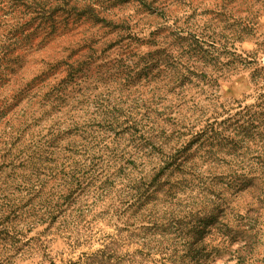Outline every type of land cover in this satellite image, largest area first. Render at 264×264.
<instances>
[{"label": "trees", "instance_id": "1", "mask_svg": "<svg viewBox=\"0 0 264 264\" xmlns=\"http://www.w3.org/2000/svg\"><path fill=\"white\" fill-rule=\"evenodd\" d=\"M67 5L66 0H0V63L17 44L15 36L28 29L30 20H42L40 30H45L48 37L53 32L56 36L79 34L93 23L88 7L77 10ZM17 11L32 16L19 25L9 24L5 20L7 15ZM111 27L115 29L109 32L112 38L91 40L75 51L69 48L70 56L65 61L48 68L58 70L52 78L58 80L57 86L49 88L47 72H43L36 77L42 83L25 85L24 103L17 98L11 105L15 111L9 113L0 106V120L4 122L0 171H10L0 183V264L10 258L7 252L21 248L23 229L30 231L43 225L49 231L55 224H75L103 198L110 200L115 215L132 210V217L140 224L136 228L141 232L139 245L147 254L164 249L162 244L172 236L171 245L176 249L171 255L164 254L160 264H210L216 255H228L236 260L232 264H245L250 252L248 242L256 234L249 223L254 210L249 206L240 214L235 202L245 194L251 199L259 196L264 171L255 178L241 174L224 182L227 180L218 170L212 150L227 139L219 131L220 123L206 121L194 134L188 128L192 136L184 141L182 136L194 114L190 111L193 106L186 108L185 113L181 107L174 110L172 106L158 111L160 105L172 99L179 106L192 100L186 99L179 62L164 63L168 76L155 83L157 88L158 84L161 86L143 103L137 98L129 100L132 105L125 112L116 107L123 105L120 95L104 96L95 90H82L79 85L61 97L64 85L81 73L86 60L90 61L97 50L104 52L113 39L119 42L123 26ZM148 68H152L151 64L145 66ZM61 73L65 75L58 79ZM35 104L39 109L50 107L55 116L38 123L40 119L28 114ZM29 128H38L39 133L44 130L48 136L44 138V134L39 142L29 141L20 147L21 137ZM6 134L11 135L9 139ZM204 135V147L208 148L203 150L202 158L206 167L187 166L192 154L185 155L184 150ZM172 166L183 169L181 179L171 182L168 178L158 184L165 170ZM205 237L214 238L215 245L205 244ZM241 240L246 245L233 248ZM106 252L107 249L99 250L94 261L104 264Z\"/></svg>", "mask_w": 264, "mask_h": 264}, {"label": "rangeland", "instance_id": "2", "mask_svg": "<svg viewBox=\"0 0 264 264\" xmlns=\"http://www.w3.org/2000/svg\"><path fill=\"white\" fill-rule=\"evenodd\" d=\"M66 2L68 7L77 10L88 7L93 23L87 29H81L79 34L56 36L53 32L48 37L45 30H40L42 20L29 21L28 29L15 36L17 44L0 63V106H4L6 112L16 110L11 105L17 98L24 103L27 92L23 88L27 84L37 86L36 77L43 72H47L49 88L58 85V80L52 79L58 70L48 68L65 61L70 56L69 48L75 51L89 45L91 40L102 38L103 41L105 36H108L105 39L112 38L109 32L115 29L111 26L122 25L119 42L113 39L104 52L97 50L90 61L86 60L88 63L81 68V73L64 85L61 97L79 86L104 96L112 93L120 95L123 105L116 107L125 112L126 107L132 105L129 100L137 98L143 103L144 98L150 97L157 88L155 83L168 76L164 65L174 60L183 67L180 68L183 75L180 81L184 84L186 99L192 97V100L179 106V102L172 99V102L160 105L158 111L163 112L164 106H172L174 110L181 107L185 113L186 108L193 106L190 111L194 114L187 121L189 125L182 136L184 141L204 126V122L220 123L219 131L227 139L212 150L215 162L219 163L218 170L227 180L224 182L241 174L255 178L264 171V0ZM30 16L17 11L7 15L5 20L11 25H19ZM148 64L152 68L145 69ZM64 75L61 73L58 79ZM38 109L35 104L28 111L29 117L33 115L40 119L38 123L55 116L52 115L55 110L50 107H42L37 112ZM212 110L218 112L214 114L216 117ZM0 122L1 134L4 122ZM188 128L193 130L192 134ZM10 136L6 134L5 138ZM43 136H48L44 130L39 133L38 128H29L21 137L20 147L29 141L39 142ZM204 139L206 135L191 142L184 150L185 155L192 154L187 166L206 167L207 162L202 157L203 150L208 147H204ZM181 171L184 172L173 166L167 168L158 184L168 178L171 182L180 180ZM9 172V168L0 171V183ZM259 192L258 197L251 199L245 194L235 202V209L240 214H244L249 206L254 210L249 223L256 234L248 242L250 252L245 264H264V186ZM110 203L108 198H103L88 208L75 224L65 223L64 227L55 224L49 231L44 230L43 225L30 231L23 229L21 248L7 252L10 258L4 264H97L94 260L99 254L96 253L103 249H107L102 259L104 264H160L164 254L171 255L176 249L171 245L173 240L169 235L170 240L162 244L164 249L147 254L139 245L141 232L136 228L140 224L132 217V210L115 215ZM203 242L213 246L216 240L205 237ZM245 243L241 240L233 248L240 249ZM210 261V264L236 262L228 255H216Z\"/></svg>", "mask_w": 264, "mask_h": 264}]
</instances>
